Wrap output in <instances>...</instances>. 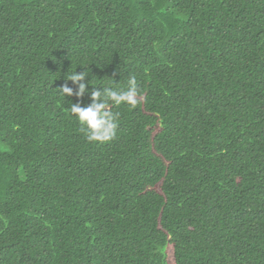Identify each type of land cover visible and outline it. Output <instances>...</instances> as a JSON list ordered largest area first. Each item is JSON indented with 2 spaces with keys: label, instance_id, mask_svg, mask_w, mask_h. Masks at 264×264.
<instances>
[{
  "label": "trees",
  "instance_id": "16d2710c",
  "mask_svg": "<svg viewBox=\"0 0 264 264\" xmlns=\"http://www.w3.org/2000/svg\"><path fill=\"white\" fill-rule=\"evenodd\" d=\"M0 264H264V0H0Z\"/></svg>",
  "mask_w": 264,
  "mask_h": 264
},
{
  "label": "clouds",
  "instance_id": "9594fccd",
  "mask_svg": "<svg viewBox=\"0 0 264 264\" xmlns=\"http://www.w3.org/2000/svg\"><path fill=\"white\" fill-rule=\"evenodd\" d=\"M86 71L72 72L65 78V83L59 88L61 94L67 97L75 95L77 102L72 103L70 111L75 115L77 121L81 125V130L84 131L86 138L92 142H107L112 140L116 135L118 126L119 113L111 111L109 104L116 105L126 104L135 108L139 103L137 99V80L135 77H130L126 90H119L114 87H104L102 90H92L90 94V103H83V96L89 89V80L85 82L87 77ZM68 81L76 85L74 91L70 87Z\"/></svg>",
  "mask_w": 264,
  "mask_h": 264
}]
</instances>
